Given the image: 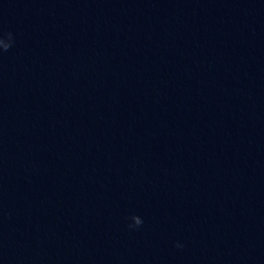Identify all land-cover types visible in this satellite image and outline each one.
Here are the masks:
<instances>
[{
	"label": "water",
	"instance_id": "water-1",
	"mask_svg": "<svg viewBox=\"0 0 264 264\" xmlns=\"http://www.w3.org/2000/svg\"><path fill=\"white\" fill-rule=\"evenodd\" d=\"M9 32L0 264H264V0H0Z\"/></svg>",
	"mask_w": 264,
	"mask_h": 264
},
{
	"label": "clouds",
	"instance_id": "clouds-1",
	"mask_svg": "<svg viewBox=\"0 0 264 264\" xmlns=\"http://www.w3.org/2000/svg\"><path fill=\"white\" fill-rule=\"evenodd\" d=\"M13 44L14 40L11 32L6 35H0V54L8 51ZM131 219L134 223L128 225L130 229H139V227L143 224V220L139 215H133ZM177 247H183V245L177 244Z\"/></svg>",
	"mask_w": 264,
	"mask_h": 264
}]
</instances>
